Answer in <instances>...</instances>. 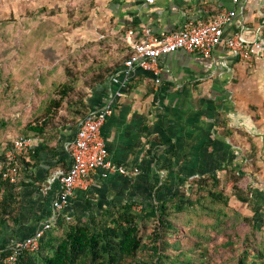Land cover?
Here are the masks:
<instances>
[{"label": "crops", "instance_id": "1", "mask_svg": "<svg viewBox=\"0 0 264 264\" xmlns=\"http://www.w3.org/2000/svg\"><path fill=\"white\" fill-rule=\"evenodd\" d=\"M82 3L87 10L83 17H87L70 41L77 34L84 43L101 39L102 54L108 50L113 55L110 60L99 54L102 63H119L112 75L87 90L86 107L89 113L110 108L102 136L109 159L127 173L95 172L88 188L76 189L60 215L86 219L124 202L134 203L137 209L154 206L171 199L190 179L223 178L232 169L246 175L243 187L254 189L264 223V56L245 59L223 42L209 56L185 50L162 55L155 70L124 65L132 45L149 35L160 38L177 33L189 21H213L223 11L236 10L225 40L235 35L246 42L264 39V0H239L236 4L231 0ZM29 62L35 63L41 75L50 72L46 59ZM37 86L35 93L39 94L41 84ZM19 104L23 106L18 110L29 113L24 116V126L32 111L39 110ZM77 127L68 123L57 126L46 139H30L34 155L26 183L20 188V223L4 228L2 244L13 247L51 217L59 178L71 165L68 144ZM253 148L257 151L255 168L248 157Z\"/></svg>", "mask_w": 264, "mask_h": 264}, {"label": "trees", "instance_id": "2", "mask_svg": "<svg viewBox=\"0 0 264 264\" xmlns=\"http://www.w3.org/2000/svg\"><path fill=\"white\" fill-rule=\"evenodd\" d=\"M86 17L74 23V29ZM100 40H80L76 50L80 56H61L52 65L64 73V81L52 83L50 95L24 126L23 110L14 118L16 129L8 124L11 118L0 116V239L6 226L20 223V188L26 183L34 155L31 151L16 159L18 177L10 182L3 177L8 150L18 139H46L57 126H78L90 114L85 103L87 90L112 75L119 64L102 63L99 54L105 47ZM131 48L125 61L133 55V45ZM102 55L113 57L108 50ZM7 81L12 80L7 77ZM7 134L14 138L5 137ZM248 157L255 168L257 151L253 148ZM245 178L244 173L229 169L223 178L190 179L187 187L154 206L137 209L134 203L124 202L86 219L60 215L41 236L38 249L21 251L11 264H264L262 210L254 189L243 187ZM232 198L246 205L252 215L233 207ZM13 253V247L0 242V264H9L5 259Z\"/></svg>", "mask_w": 264, "mask_h": 264}, {"label": "built area", "instance_id": "3", "mask_svg": "<svg viewBox=\"0 0 264 264\" xmlns=\"http://www.w3.org/2000/svg\"><path fill=\"white\" fill-rule=\"evenodd\" d=\"M154 3L155 0H145ZM234 4L239 0H231ZM236 15V10L223 11L219 16L209 22L195 20L189 21L185 28L177 33L163 34L160 38L150 36L133 46L134 53L124 63L131 69L138 65L147 70H155L159 58L165 54H171L179 50L187 52L200 51L209 56L210 52L220 43L238 56L252 60L264 56V39L255 38L246 42L241 36L235 35L224 39L225 30ZM117 82L116 78H113ZM110 108H103L95 113H90L81 119L78 124L75 138L68 144L71 165L60 178L59 191L53 201V213L46 223H43L37 231L13 246L14 253L5 259L11 264L16 261L21 251H34L39 247V240L44 232L51 228L64 208L69 198L76 189H87L95 172L126 174L127 169L116 165L108 157L105 140L102 136V127L106 118L110 115ZM32 151L30 139H18L13 147L8 150V161L4 168L3 177L10 182H15L18 177L16 159L26 156ZM69 219V216H66Z\"/></svg>", "mask_w": 264, "mask_h": 264}, {"label": "rangeland", "instance_id": "4", "mask_svg": "<svg viewBox=\"0 0 264 264\" xmlns=\"http://www.w3.org/2000/svg\"><path fill=\"white\" fill-rule=\"evenodd\" d=\"M43 1L48 2L0 0V116L12 119L8 123L11 129H16L17 121L14 118L19 114L17 108L23 106L18 103L11 105V102L20 100L32 108L41 105V102L50 95L52 83L64 81V73L52 65L57 64L61 56L72 59L81 55L76 52L80 47L72 43L80 42L81 35H75L73 41L70 39L75 31L74 23L87 11L82 0ZM35 59L40 61L46 59L50 64L48 69L50 72L41 75L37 68L30 69L35 63L29 61ZM38 64L40 66V63ZM7 77L12 81L6 82ZM39 84L41 87L37 94L35 92ZM20 85L26 88L21 87L22 90L19 91ZM28 114L23 112L22 123ZM9 136L11 134H8ZM231 205L245 215H252L246 205L234 198L231 199Z\"/></svg>", "mask_w": 264, "mask_h": 264}]
</instances>
